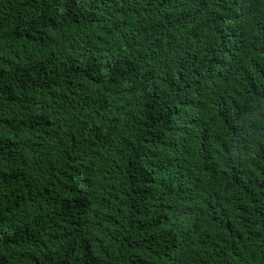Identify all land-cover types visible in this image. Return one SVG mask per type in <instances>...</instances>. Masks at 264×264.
Masks as SVG:
<instances>
[{
  "label": "trees",
  "instance_id": "obj_1",
  "mask_svg": "<svg viewBox=\"0 0 264 264\" xmlns=\"http://www.w3.org/2000/svg\"><path fill=\"white\" fill-rule=\"evenodd\" d=\"M0 264H241V0H0ZM243 264H264V0H243Z\"/></svg>",
  "mask_w": 264,
  "mask_h": 264
}]
</instances>
